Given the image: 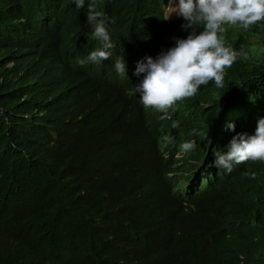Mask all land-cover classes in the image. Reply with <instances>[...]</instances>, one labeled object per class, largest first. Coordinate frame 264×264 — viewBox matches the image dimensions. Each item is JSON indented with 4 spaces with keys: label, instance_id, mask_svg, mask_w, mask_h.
Listing matches in <instances>:
<instances>
[{
    "label": "trees",
    "instance_id": "1",
    "mask_svg": "<svg viewBox=\"0 0 264 264\" xmlns=\"http://www.w3.org/2000/svg\"><path fill=\"white\" fill-rule=\"evenodd\" d=\"M133 1L110 0L112 24L128 14L168 37L185 23H164L161 0L142 9ZM26 11L20 0H0V264H264V168L256 196L229 181L184 201L160 180L156 146L165 125H202L201 103L217 112L219 99L264 74V22L226 26L225 44L247 58L226 69L222 88L207 84L178 102L170 120L68 63L65 40L37 15L36 34L32 22H14ZM85 24L70 8L59 32Z\"/></svg>",
    "mask_w": 264,
    "mask_h": 264
},
{
    "label": "clouds",
    "instance_id": "2",
    "mask_svg": "<svg viewBox=\"0 0 264 264\" xmlns=\"http://www.w3.org/2000/svg\"><path fill=\"white\" fill-rule=\"evenodd\" d=\"M148 1L134 0L130 7L142 9ZM109 2L20 0L27 14L16 13L13 20L32 22L36 34L37 15L53 36L65 40L60 49L68 63L116 86L124 96H134L151 115L170 120L169 111L178 102L194 97L207 84L222 88L226 69L238 56L247 58L225 44L226 26L247 30L264 22V0H161L164 23L179 22L182 17L185 21L167 37L154 27L142 28L128 14L112 24ZM70 8L81 11L86 24L63 36L59 27ZM118 45L126 48L117 49ZM254 47L251 44V50ZM21 54L30 65L33 56ZM252 81L240 92L230 91L225 101L219 99L217 112L201 103L207 108L202 125L185 128L173 122L156 139L164 172L160 180L184 193V201L217 185L227 186L229 181L240 183L251 197L259 191L257 179L264 168V74ZM32 115L36 116V110ZM29 121L36 126L35 117ZM14 165L11 178L21 181L24 169Z\"/></svg>",
    "mask_w": 264,
    "mask_h": 264
},
{
    "label": "rangeland",
    "instance_id": "3",
    "mask_svg": "<svg viewBox=\"0 0 264 264\" xmlns=\"http://www.w3.org/2000/svg\"><path fill=\"white\" fill-rule=\"evenodd\" d=\"M250 42H251L252 47H253L254 44L257 43L258 41H256V37H251V38H250Z\"/></svg>",
    "mask_w": 264,
    "mask_h": 264
},
{
    "label": "bare ground",
    "instance_id": "4",
    "mask_svg": "<svg viewBox=\"0 0 264 264\" xmlns=\"http://www.w3.org/2000/svg\"><path fill=\"white\" fill-rule=\"evenodd\" d=\"M148 26L146 25V26H143L142 28H147ZM178 29V28H177ZM120 47H122V48H124L125 49V47L124 46H120V45H118L117 46V49H120ZM47 191V190H46Z\"/></svg>",
    "mask_w": 264,
    "mask_h": 264
}]
</instances>
